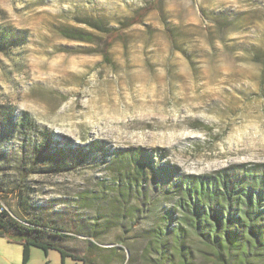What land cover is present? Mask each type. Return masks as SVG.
Returning a JSON list of instances; mask_svg holds the SVG:
<instances>
[{
    "label": "rangeland",
    "instance_id": "374dc122",
    "mask_svg": "<svg viewBox=\"0 0 264 264\" xmlns=\"http://www.w3.org/2000/svg\"><path fill=\"white\" fill-rule=\"evenodd\" d=\"M142 7L150 9L141 21L105 49L93 24L121 26ZM0 27L24 34L0 52V105L28 111L69 143L109 150L71 171L26 177L45 216L66 221L70 254L153 264L142 233L171 202L141 205L122 194L110 161L116 150L143 148L187 174L264 163V0H0ZM70 28L90 41L66 37ZM10 142L19 149L20 140ZM3 196L17 207L15 192ZM188 244L192 264H214L199 241ZM46 259L61 264L57 251L38 247L27 264ZM251 262L264 264V253ZM0 264H22V245L0 236Z\"/></svg>",
    "mask_w": 264,
    "mask_h": 264
},
{
    "label": "trees",
    "instance_id": "16d2710c",
    "mask_svg": "<svg viewBox=\"0 0 264 264\" xmlns=\"http://www.w3.org/2000/svg\"><path fill=\"white\" fill-rule=\"evenodd\" d=\"M149 9L140 8L121 26L93 24L105 35V49L122 37L124 28L140 22ZM90 34L72 28L64 33L82 41H90ZM23 39L20 31L0 27V52L7 54ZM0 131V202L11 192L17 198L16 208L0 210V236L22 245V264L28 263L31 247L42 249L45 256L49 250L57 251L61 264L66 257L97 264L89 253L77 257L62 246L68 238L66 221L61 216H45L43 205L32 199L26 177L74 170L88 157L105 159L108 148L100 141L84 147L57 138L28 111L10 103L0 105ZM12 139L20 140L19 149L11 151ZM3 143L8 147L3 149ZM15 150L20 156L13 163L9 157ZM111 155L122 194H133L141 205L162 199L171 202L142 233L146 251L155 254L147 258L153 264H192L191 238L207 249L214 264H252V259L264 253V163H231L213 174H187L176 165L153 161L143 148L120 149ZM90 246L96 245L91 242ZM128 261L132 264L131 258Z\"/></svg>",
    "mask_w": 264,
    "mask_h": 264
},
{
    "label": "built area",
    "instance_id": "2783aa9c",
    "mask_svg": "<svg viewBox=\"0 0 264 264\" xmlns=\"http://www.w3.org/2000/svg\"><path fill=\"white\" fill-rule=\"evenodd\" d=\"M5 206L2 204V202H0V210L2 209V208H4Z\"/></svg>",
    "mask_w": 264,
    "mask_h": 264
}]
</instances>
